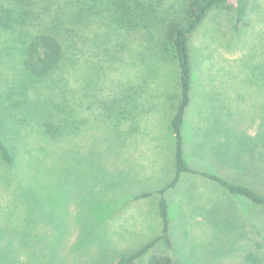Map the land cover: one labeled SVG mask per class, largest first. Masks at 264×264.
Listing matches in <instances>:
<instances>
[{
	"label": "rangeland",
	"instance_id": "374dc122",
	"mask_svg": "<svg viewBox=\"0 0 264 264\" xmlns=\"http://www.w3.org/2000/svg\"><path fill=\"white\" fill-rule=\"evenodd\" d=\"M64 1L0 0V140L12 157L0 155V264H117L162 232L159 191L175 176L170 121L181 99L171 28L189 0H157L141 42L96 18L66 26ZM247 3L246 26L221 9L190 40L184 155L200 171L244 169L243 157L264 147V0ZM45 31L65 55L38 79L23 60ZM181 178L164 195L173 249L160 241L136 264L153 255L264 264V207Z\"/></svg>",
	"mask_w": 264,
	"mask_h": 264
},
{
	"label": "trees",
	"instance_id": "16d2710c",
	"mask_svg": "<svg viewBox=\"0 0 264 264\" xmlns=\"http://www.w3.org/2000/svg\"><path fill=\"white\" fill-rule=\"evenodd\" d=\"M157 0H65V6L73 18H68L66 26L71 27L82 23V20L97 19L100 27L107 28L110 23L122 28L127 37L135 42L146 38L149 29L156 19ZM230 8L235 16L236 25H247V0H189L185 7V19L171 28L172 45L178 60L180 72L181 99L170 125L175 139V176L173 180L159 191V216L162 221V232L142 248L128 256L120 257L117 264H136L146 253L152 250L160 241L168 249H173L170 237L171 220L168 204L164 197L169 189L175 188L180 174L188 173L202 176L225 188L228 193L242 197L254 205L264 207V147L253 149L243 157L244 169L233 173L219 175L204 172L189 166L184 155L183 125L186 110L191 101L193 88L194 63L191 55L190 40L211 12ZM159 12V11H158ZM95 22V21H94ZM95 23V24H96ZM96 24V25H97ZM77 27V26H76ZM81 28V26H79ZM71 28H62L61 33H69ZM65 55L64 47L58 33L54 31L39 32L29 43L23 60L26 72L35 78L43 79L55 71L62 63ZM0 155L3 161L10 165L12 157L2 140H0ZM148 194L139 196L144 198ZM146 264H180L168 255H153Z\"/></svg>",
	"mask_w": 264,
	"mask_h": 264
},
{
	"label": "crops",
	"instance_id": "0c3cea01",
	"mask_svg": "<svg viewBox=\"0 0 264 264\" xmlns=\"http://www.w3.org/2000/svg\"><path fill=\"white\" fill-rule=\"evenodd\" d=\"M237 169H234V171L232 172L233 174H234V172L236 171ZM182 174H186V173H182ZM182 174H180V177H179V181H180V178H181V175ZM188 174V173H187ZM191 176H192V178H195V179H197V180H205V182H213V181H211V180H209V179H206V178H204V177H202V176H198V175H193V174H190ZM182 179V178H181ZM178 181V183H177V185L175 186V188H173V189H176L177 187H178V185H179V182ZM213 183H216V182H213ZM216 184H218V183H216ZM223 188V187H222ZM225 189V188H224ZM226 190V189H225ZM230 194V193H229ZM235 198H238V196H235V195H233ZM240 198H242V197H240Z\"/></svg>",
	"mask_w": 264,
	"mask_h": 264
}]
</instances>
